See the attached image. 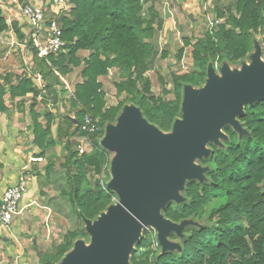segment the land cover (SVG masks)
Listing matches in <instances>:
<instances>
[{
    "label": "trees",
    "instance_id": "obj_1",
    "mask_svg": "<svg viewBox=\"0 0 264 264\" xmlns=\"http://www.w3.org/2000/svg\"><path fill=\"white\" fill-rule=\"evenodd\" d=\"M68 2L71 5L68 12H61L57 17L65 47L57 56H49V66L44 60H38L34 52L37 68L33 72L42 75L48 92L54 94L55 87L48 76L59 82L74 68L81 67L80 82L74 85L70 101L73 116L47 113L45 127L39 125L34 109L39 92L23 69L0 75V114L9 111L5 97L9 103L16 104L19 112L23 111L27 98H31L33 144L41 150L32 157L31 163L43 161L49 149L64 147L63 161L59 164L66 178L63 197L68 196L79 221L82 218L94 221L117 198L94 180L108 165L107 153L100 146L105 126L115 123L122 108L130 104L139 108L142 116L159 130L171 131L174 121L181 116L185 85L203 86L209 64L240 66L249 59L256 36L264 34V0H231L224 23L194 46L193 70L173 77L172 100L155 98L150 82L144 77L149 69L148 59L154 53L149 42L153 39V23L157 18L153 9L148 11L149 19H146L139 0ZM214 12L217 17H224L218 6ZM13 25L16 27V23ZM161 25L157 22V28ZM8 28L0 8V34ZM16 32L21 39L19 29ZM184 44L188 45L189 40H184ZM79 51H87L88 57L81 61ZM182 52L179 48L178 60ZM110 68L120 71L122 80L116 85L117 93L125 92L126 96L115 106L107 107L98 79L107 76ZM85 115L98 121L100 131L90 136L93 151L79 155L74 138L84 136L77 132ZM238 120L249 135L239 139L231 128L225 127L228 141L223 142L224 148L209 144V158L199 161L201 166L209 167L205 182H186L181 193L184 202L169 203L161 212L174 223L192 220L199 224L185 227L182 238L169 235V240L179 243L181 251L162 254L159 246L152 249V235L144 231L134 245L130 264H264V100L246 106ZM55 166L54 161L46 166V177L53 173ZM87 173L93 178V186ZM213 202L216 204L205 212ZM85 236L84 228L67 232L61 243L41 256L40 263L58 264L74 242Z\"/></svg>",
    "mask_w": 264,
    "mask_h": 264
},
{
    "label": "water",
    "instance_id": "obj_2",
    "mask_svg": "<svg viewBox=\"0 0 264 264\" xmlns=\"http://www.w3.org/2000/svg\"><path fill=\"white\" fill-rule=\"evenodd\" d=\"M263 100L264 62L255 42L249 62L240 68L223 63L217 74L209 64L203 86H184L181 116L169 132L150 124L136 106L125 105L115 123L105 126L100 140V146L114 154L107 188L116 202L94 221L82 218L89 242L76 240L58 264H130L144 227L154 229L162 254L180 252L169 235L182 238L185 227L199 225L192 220L174 223L162 210L169 203L184 202L186 182H205L209 167L196 161L209 158V144L219 147L220 140L228 141L225 127L239 139L249 135L238 118L246 106Z\"/></svg>",
    "mask_w": 264,
    "mask_h": 264
},
{
    "label": "rangeland",
    "instance_id": "obj_3",
    "mask_svg": "<svg viewBox=\"0 0 264 264\" xmlns=\"http://www.w3.org/2000/svg\"><path fill=\"white\" fill-rule=\"evenodd\" d=\"M1 1L2 0H0V7ZM230 2L231 0H221L219 2L210 0L203 3H198L196 5V8L198 9L197 11H195V15L190 13L191 16L189 17L184 14H182L180 17H176L174 14H172V16H167L166 11H163L161 13L163 15L162 16L160 13L156 12L157 18L153 23L155 32L153 35V39L149 40L150 44L153 46L154 53L148 59L149 69L144 74V77L150 82V90L152 91V94L155 98L161 97L165 100L173 99V77L183 73H189L193 70L192 50L194 49V46L197 44V41L200 38H203L208 32L217 31L218 27L224 23L225 19L228 17L227 7L229 6ZM216 6H218V8L224 12L223 18H219L216 16V13L214 12V7ZM68 8H70V6H67V11H65V13L68 12ZM187 10L188 9H186V11ZM144 17L146 19H149V15L147 14V12H145ZM16 20V18L7 21L5 19L9 28L0 34L1 39L2 37L9 40H11V38H19V34L16 32V29H19V31L23 30L24 25L20 21L18 22V20ZM159 21L162 23V25L160 28H157V22ZM215 21H218V23L216 24ZM14 23H16V27H14ZM22 36H24V32L21 37ZM187 39L189 40V44L185 45L184 40ZM256 40L261 47V60L262 62H264V34H258L256 36ZM7 43L6 45L2 43L3 46L0 44V57L4 53L8 54L7 61H0V75L10 73L13 70H19V68L23 66L20 51L18 52L13 49L7 50ZM179 48L183 49L182 57L180 58V60L177 59ZM88 54L89 53L87 51H79L77 55L81 59V61H83L88 57ZM2 57L0 59H2ZM245 62H249V59L247 58ZM229 66L231 69H234L240 68L241 65ZM213 67L216 73L219 74L220 66L214 65ZM80 69L81 67L74 68L71 73L62 78L65 79L63 85L59 88V95L60 97H62V101L66 100V97L67 99L72 97L74 85L80 82ZM121 80L122 76L120 74V71L116 68H110L108 70L107 76L100 77L98 79V81L102 85L101 89L105 94L104 100L106 101L107 107L115 106L117 103L124 100L126 96L125 92L118 94L116 88L117 83ZM65 84L69 89H67ZM5 103L7 104V106H9V111L7 113L0 114V126H6L7 129L10 130H7L6 133L8 131H12L11 134H8L13 136L12 141H16L17 139L18 145L13 149L11 148L10 150V155L16 158V154H18V157L20 158V161L16 159V163L19 162L20 164L25 162V164H29L30 168L36 167V171L41 174L40 175L38 173L43 181L47 180L45 176L46 166L53 161L56 162V166L53 170V173L50 175V178L52 177L53 185L49 187L48 192L51 196L49 198H46L47 201L52 205V213L50 212V214H48L46 212L45 214L44 209L42 210L41 206L34 202V204L29 207V210H27L30 213L26 212V214L23 216L14 217L13 222L9 226V228L0 229V264H12L13 262H15V260H17L19 264H41V256L53 250V247L55 245L61 243L63 241L64 235H66L67 232L80 230L81 228H84V225L77 219V216L74 213L75 211L71 207L70 201L68 200V196H66V198L63 197L62 191L66 189V178L64 175V171L59 167V164L63 161V155L65 154L64 147H55L49 149L45 151L43 161L31 163L32 157L38 155L41 150L33 147L32 145L33 129L31 127L32 117L29 114L30 101L27 100L25 102L24 106L22 107V112H17L16 104L9 103L7 97H5ZM42 106L43 105H40V108H37V122L44 128L46 122V119L44 118V116L46 115L45 113L46 111L48 113L50 112L48 108H44ZM52 132L54 134V127L52 129ZM29 134L31 136H29ZM74 140H76V138H74ZM220 142L221 146L219 147L224 148L223 142L225 141L220 140ZM1 147L2 146H0V148ZM207 147L211 150L210 145H208ZM61 148L63 150H61ZM86 150V154H90L93 151L92 146L87 147ZM104 151L107 153L108 157V165H106L107 167L105 170L108 176L109 162L114 154H111L106 150ZM196 163L199 164V161H196ZM13 165H15V163ZM102 172L103 170L100 174L95 175L94 180L99 181L97 177L100 176ZM90 173L92 174V172ZM90 173H87V175L89 176V182L91 183L90 185L93 186L94 181L93 178L90 177ZM2 178L3 173L2 168H0V180ZM29 182L27 187L28 189L24 194V197L33 187L31 185L32 181L30 180ZM3 185V183L0 184V186ZM51 187H53L54 189H51ZM215 204L216 203L214 202L212 204H208L205 212L209 211V209ZM18 223L20 226H18ZM13 234L14 236H12ZM80 239L86 243L89 242V236L87 234L85 237ZM153 248L154 247L152 246V249Z\"/></svg>",
    "mask_w": 264,
    "mask_h": 264
},
{
    "label": "built area",
    "instance_id": "obj_4",
    "mask_svg": "<svg viewBox=\"0 0 264 264\" xmlns=\"http://www.w3.org/2000/svg\"><path fill=\"white\" fill-rule=\"evenodd\" d=\"M210 0H192L193 3H203ZM48 10L54 15H59L61 12L67 11V0H48L47 3ZM16 10L19 19L22 24L27 28V33L22 36L21 39H14L7 43L9 49L15 51H20L24 56L29 55L30 59L33 58V53L36 52V57L38 60H44L49 66L48 58L49 56H57L65 47V42L62 40V28L57 18H49L48 11L40 5L34 4L32 2H25L16 5ZM217 24L218 21H215ZM0 42H2L0 38ZM8 54L3 56V60L6 61ZM28 77L31 79L33 86L38 90L37 101H44L48 107L52 108V114L58 115L62 114V97L59 95V88H55V93L51 94L47 90V83L43 79L42 75L37 72H27ZM62 85L64 79L61 80ZM68 88V86L65 84ZM78 132L84 134V136L76 137V149L79 155L86 154L87 147L92 146L90 136L98 133L100 127L98 121L91 118L89 115H85L82 122L78 126ZM106 167L103 168V172L97 177L99 180V185L103 190L107 189V183L109 175L107 176ZM30 169L26 166L20 168V172L16 180L10 184L0 196V229L9 228L12 224L14 217L20 216L26 209L31 207V204H26L21 206L22 198L27 192L28 180L26 173ZM107 180V183H106ZM117 198H113L114 203ZM48 214H50L49 208H42ZM147 231L152 235L153 238V249L155 250L159 245L156 240V232L150 227H144L143 232ZM142 232V234H143ZM12 264H19L17 260Z\"/></svg>",
    "mask_w": 264,
    "mask_h": 264
},
{
    "label": "crops",
    "instance_id": "obj_5",
    "mask_svg": "<svg viewBox=\"0 0 264 264\" xmlns=\"http://www.w3.org/2000/svg\"><path fill=\"white\" fill-rule=\"evenodd\" d=\"M28 1L32 2L34 4H37V5H40L43 8H45L48 11L47 15H48L49 18H54V17L57 18L58 17V15H54L52 12H50L48 10V7H49V6H47L48 0H2L0 8L2 9L3 18H5L6 21L7 20H11L13 18H16L18 20V22L20 21L22 23V21L18 17V13H17V10H16V5H19V4L28 2ZM139 1H140L141 5H142V12H143L142 14L143 15L145 14V12H147V14H148L149 13L148 11L150 9H153L155 12L160 13V14L163 11H166V15L167 16H169V15L172 16V14H174L176 17H180L182 14H184V15L189 17V16H191V14L195 15L194 13L198 9V8H196L197 4L193 3L192 0H139ZM68 5L71 6L69 4V2H68ZM186 9H188V10L186 11ZM27 31H28L27 28L24 26L23 30H20V34L23 35V32H24V34H26ZM2 39H3V42H0V44L2 46H3V44L6 45V43L10 41L7 38H3L2 37ZM8 49H9V47L7 48V50ZM5 54L6 53H4L2 56H4ZM21 56H22L21 61L23 62V64H22L23 66H21L19 68V70L23 69V70L26 71V73L27 72H31V71L33 72V70H35L37 68L34 58L30 59L29 55L24 56L23 53H21ZM0 61L5 62L3 60V57H2V59H0ZM0 64H1V62H0ZM15 69H16V67H15ZM17 71L18 70H13L10 73H14V72H17ZM48 77H49L48 81L55 88L56 87L60 88V86H62V84H60L61 81H59V82L56 81L52 77V75L48 76ZM73 90H74V87H73ZM30 99H31L30 97L27 98V100H30ZM65 99L66 100L62 101V114H66L67 113L70 116H73V109L70 108L71 98L67 99V97H66ZM35 101H36V105L39 104L37 106L35 105L34 109H35L36 113H38L37 108L38 107L40 108V105H43L42 107L48 108L49 112L52 114V108L51 107H47V105H46V103L44 101H37L36 99H35ZM16 111L19 112L17 109H16ZM47 113L48 112L46 111L45 114H47ZM4 121H5V119H4ZM7 130H9V129H7L6 126H0V133H1V137H0L1 144H0V146H2L0 148L1 149V152H0V154H1L0 155V164H1L0 168H2V173H3V178L0 180V184H2V183L4 184L3 186H0V196L2 195L3 191L10 184H12L16 180V178L19 175L20 168L22 166H26V167H28L30 169V175L29 174L27 175V180H28V182L30 180L32 181L31 185L33 187L30 189V191H28V193L25 195V197L23 196L24 198H22L21 206H24L26 204H31L32 202H35L36 204L40 205L41 208H44V207L49 208L51 213H52V210H53L52 205L46 199V198H49L51 196L49 194V192H48L49 191L48 189H49L50 186L53 185L52 184V177L50 178V176H48V177H46L47 180L43 181L40 178L41 176L38 175L39 172L36 171V167L30 168L29 164H25V162L24 163H20V164H19V162H17L18 163V168H17L16 161L17 160L20 161V158L18 157V154H16L17 155L16 158L14 156L10 155L11 148L13 149V148H15L18 145L17 144V139H16V141H12V137L13 136L8 135V134H11L12 131L9 132L10 131L9 130L6 133ZM29 136H31V135L29 134ZM32 143H33V140H32ZM32 145H33V147L38 149L37 146H35L34 144H32ZM61 150H63V149L61 148ZM2 152H3V155H2ZM14 163H15V165H13ZM49 182H51V183H49ZM51 189H54V188L51 187ZM27 210H29V208L26 209L20 216L25 215L26 212L30 213ZM45 214H46V212H45ZM45 214H44V218H45ZM18 226H20L19 223H18ZM12 236H14V234Z\"/></svg>",
    "mask_w": 264,
    "mask_h": 264
},
{
    "label": "clouds",
    "instance_id": "obj_6",
    "mask_svg": "<svg viewBox=\"0 0 264 264\" xmlns=\"http://www.w3.org/2000/svg\"><path fill=\"white\" fill-rule=\"evenodd\" d=\"M67 3H68V0H67ZM68 7H69V5H68ZM68 9H69V8H68ZM63 13H65V12H63ZM59 15H60V14H59ZM59 15H58V16H59ZM64 80H65V79H64ZM61 84H62V82H61ZM45 212H46V211H45Z\"/></svg>",
    "mask_w": 264,
    "mask_h": 264
}]
</instances>
